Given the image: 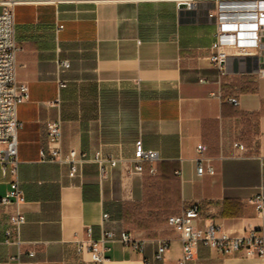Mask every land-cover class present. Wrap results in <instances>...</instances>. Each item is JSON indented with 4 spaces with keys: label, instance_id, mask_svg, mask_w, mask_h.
<instances>
[{
    "label": "crops",
    "instance_id": "0c3cea01",
    "mask_svg": "<svg viewBox=\"0 0 264 264\" xmlns=\"http://www.w3.org/2000/svg\"><path fill=\"white\" fill-rule=\"evenodd\" d=\"M7 6L16 18L17 81L29 88L18 108L26 223L21 246L1 247L0 264H93L79 252L90 229L94 241L109 230L146 241L144 253L112 243L109 264L152 261L159 241L169 249L154 264H180L182 242L168 218L193 204L202 210L200 228L264 233L253 204L264 194V79L254 74L256 57L231 58L223 72L209 62L216 28L205 8L180 11L170 0H0V14ZM64 61L69 69L60 68ZM58 121L62 154L75 150L88 160L76 178L69 166L41 160L48 124ZM139 141L159 153L155 176L150 163L134 172ZM200 144L207 147L202 176ZM98 152L120 160L106 181L92 162ZM13 180L0 175V200ZM8 212L0 207L1 233ZM185 264L264 262L199 246Z\"/></svg>",
    "mask_w": 264,
    "mask_h": 264
},
{
    "label": "built area",
    "instance_id": "2783aa9c",
    "mask_svg": "<svg viewBox=\"0 0 264 264\" xmlns=\"http://www.w3.org/2000/svg\"><path fill=\"white\" fill-rule=\"evenodd\" d=\"M160 1V0H139ZM176 4L178 10L199 14L206 10V17L211 20L216 28L215 42L212 45V55L209 62L221 72L225 70L231 58H258V66L254 74L264 79V0H170ZM62 28V27H61ZM20 48L17 42L16 18L13 6H7L0 14V175L6 178L12 175L14 180L10 183V190L0 200V207L7 213L5 228L0 232V249L2 246H21L20 233L26 223V217L21 210L25 201L24 192L17 180L19 170V132L23 124L18 120V108L29 100V88L17 81V56ZM263 58V60H262ZM61 69H69V62H62ZM61 87H64L62 84ZM231 104L239 106L237 98L228 100ZM50 147L41 151V160L49 163H59L70 168V177L78 176L80 167L88 162L86 155L71 150L63 155L61 152V122L48 124ZM233 148L240 154L246 152V147L241 142H234ZM197 173H204V154L207 147L200 144L197 148ZM160 161L157 151L144 148L142 141L136 143L134 172L144 173V165H152L150 174L155 176L158 172L156 164ZM92 162L100 169V179L106 181L111 169L120 163L113 156L103 157L100 152L95 154ZM264 167V161H262ZM209 173L214 174L209 168ZM258 216L264 218V194L253 201ZM202 210L199 204H193L182 214L168 218V225L172 228L182 242V259L180 264L193 261L196 250L204 246L216 251L223 256H244L246 258L260 259L264 262V233L254 229L243 236H229L221 232L220 228L210 225L200 228ZM109 215L104 214V221L109 220ZM92 231L88 230V239L80 243L79 252H87L93 264H109L108 254L111 244L119 241L124 247L144 253L146 241L136 240L130 233L122 231L119 234L114 230L103 232L99 241L91 239ZM169 243L159 241L157 254L152 261L144 260L143 264H154L163 261ZM34 255V253H31ZM11 261L19 263V258Z\"/></svg>",
    "mask_w": 264,
    "mask_h": 264
}]
</instances>
